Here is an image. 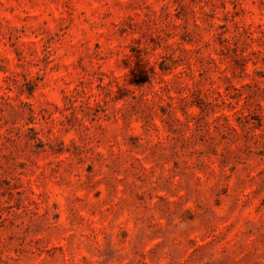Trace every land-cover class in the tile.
Returning <instances> with one entry per match:
<instances>
[{
    "label": "rangeland",
    "instance_id": "obj_1",
    "mask_svg": "<svg viewBox=\"0 0 264 264\" xmlns=\"http://www.w3.org/2000/svg\"><path fill=\"white\" fill-rule=\"evenodd\" d=\"M0 264H264V0H0Z\"/></svg>",
    "mask_w": 264,
    "mask_h": 264
}]
</instances>
